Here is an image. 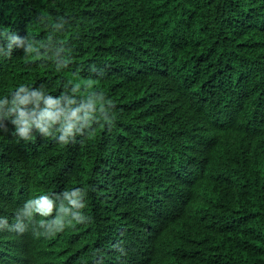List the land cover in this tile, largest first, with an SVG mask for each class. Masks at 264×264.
I'll use <instances>...</instances> for the list:
<instances>
[{
	"label": "trees",
	"instance_id": "16d2710c",
	"mask_svg": "<svg viewBox=\"0 0 264 264\" xmlns=\"http://www.w3.org/2000/svg\"><path fill=\"white\" fill-rule=\"evenodd\" d=\"M0 264H264V0H0Z\"/></svg>",
	"mask_w": 264,
	"mask_h": 264
}]
</instances>
